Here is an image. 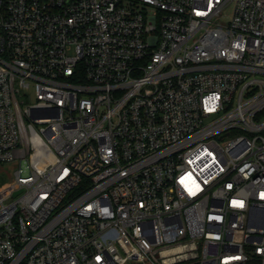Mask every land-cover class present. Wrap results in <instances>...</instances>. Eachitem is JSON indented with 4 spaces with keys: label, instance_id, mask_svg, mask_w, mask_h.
Instances as JSON below:
<instances>
[{
    "label": "built area",
    "instance_id": "1",
    "mask_svg": "<svg viewBox=\"0 0 264 264\" xmlns=\"http://www.w3.org/2000/svg\"><path fill=\"white\" fill-rule=\"evenodd\" d=\"M0 163V264H264V0H0Z\"/></svg>",
    "mask_w": 264,
    "mask_h": 264
},
{
    "label": "rangeland",
    "instance_id": "2",
    "mask_svg": "<svg viewBox=\"0 0 264 264\" xmlns=\"http://www.w3.org/2000/svg\"><path fill=\"white\" fill-rule=\"evenodd\" d=\"M15 166L9 163H0V193L4 186L12 179ZM215 246L211 247V250H215Z\"/></svg>",
    "mask_w": 264,
    "mask_h": 264
},
{
    "label": "water",
    "instance_id": "3",
    "mask_svg": "<svg viewBox=\"0 0 264 264\" xmlns=\"http://www.w3.org/2000/svg\"><path fill=\"white\" fill-rule=\"evenodd\" d=\"M18 192H16L15 194H17Z\"/></svg>",
    "mask_w": 264,
    "mask_h": 264
}]
</instances>
